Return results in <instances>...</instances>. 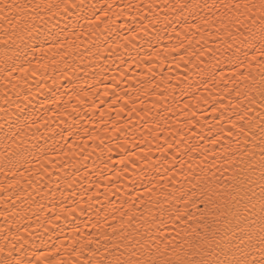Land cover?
Returning <instances> with one entry per match:
<instances>
[{
	"label": "bare ground",
	"instance_id": "bare-ground-1",
	"mask_svg": "<svg viewBox=\"0 0 264 264\" xmlns=\"http://www.w3.org/2000/svg\"><path fill=\"white\" fill-rule=\"evenodd\" d=\"M31 2L77 7L0 44V264H110L122 220L159 219L165 196L183 208L190 172L244 147L236 114L244 94L257 108L264 56L224 43L207 6L225 0ZM241 21L261 44L259 20Z\"/></svg>",
	"mask_w": 264,
	"mask_h": 264
},
{
	"label": "snow or ice",
	"instance_id": "snow-or-ice-1",
	"mask_svg": "<svg viewBox=\"0 0 264 264\" xmlns=\"http://www.w3.org/2000/svg\"><path fill=\"white\" fill-rule=\"evenodd\" d=\"M75 7V4L41 5L31 0L27 3L0 0V23L9 25L3 29L0 44H4L8 52L16 42L13 37L22 40L25 35L31 37L34 30L38 31L36 21L43 19L42 12L68 11ZM207 7L215 9L214 15L220 24L217 31L229 38L224 40L228 47L244 36L240 43L248 44L256 49V54L264 56V0L259 4L225 0L222 4ZM256 12L258 15H250ZM241 17L251 19L253 27L259 20L261 44L252 43L255 33L246 35L240 32L244 27ZM210 19L206 17L204 22ZM7 59L5 71L10 76L17 66L13 62L14 66L9 67ZM237 94L241 95L239 90ZM244 95L248 106L236 114L243 121L236 127L244 138V147L222 157L216 171L210 168L208 171L201 168L199 173L191 171L188 180L191 187L185 191L182 185L177 190L181 195L171 196L182 202L183 208L163 207L170 199L165 196L163 201H157L159 219L131 215L127 223L136 222L132 231L123 227L125 222L122 220L118 233L121 243L115 245L119 250L110 264H264V91L256 109L251 107L255 97ZM252 111L255 115H249ZM19 131L17 126L16 132ZM16 132H10V135L15 136ZM5 135L7 137L9 133ZM249 144L251 147L247 146ZM131 211L135 213L136 210ZM165 213L168 214L167 221ZM113 228L115 230V226ZM256 253H259L258 257ZM16 264H20L19 260Z\"/></svg>",
	"mask_w": 264,
	"mask_h": 264
}]
</instances>
